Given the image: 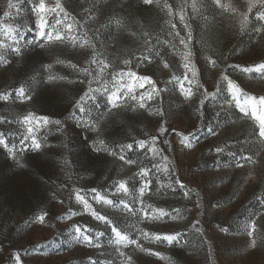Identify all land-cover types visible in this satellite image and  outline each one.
Returning <instances> with one entry per match:
<instances>
[{
  "label": "rangeland",
  "instance_id": "1",
  "mask_svg": "<svg viewBox=\"0 0 264 264\" xmlns=\"http://www.w3.org/2000/svg\"><path fill=\"white\" fill-rule=\"evenodd\" d=\"M62 2L78 18L86 15L83 8L96 5L89 27L97 31L90 32V38L95 39L107 58L119 67L123 66L122 59L130 53L138 54L144 50L145 39L151 38L155 42L156 37H159L162 42L168 38L169 29L165 20L171 18L162 10L164 0H161L160 7L155 4L143 5L141 0ZM201 2H206L208 6L200 16L191 14V0H188L189 7L186 9L190 14L189 23L195 40L193 51L201 73L200 82L209 91H215L220 72L226 69L230 78L246 93L256 97L264 95V80L256 77L255 73L227 68V64L248 67L264 60V34H257L254 29L238 34V29H233L234 21L231 18L214 9L210 0ZM6 3L7 0H0V15ZM167 3L178 10L184 0H167ZM232 3L246 11L245 0H232ZM257 10L253 9L250 14L252 26L257 23ZM13 17L4 23H12L21 31L24 26L35 27L31 4L27 0L18 16L13 10ZM117 20L121 21L119 25ZM174 22L183 35L178 17ZM145 33L149 36H145ZM32 36V32L26 34L27 39ZM159 50L176 73L182 75L183 70L178 67L180 57L170 54L169 49L162 44ZM23 51L22 57H7L11 63L0 67V94L12 93L8 102L0 101V117L5 118V123L0 124V131L18 130L17 125H9L7 120L17 119L32 111L38 116L64 120L66 135L55 132V125L50 126L53 132L47 137L49 146L39 153L29 151L20 156L24 167L14 163L0 147V264H14L11 257L16 252L20 253L23 264H89V256L105 264H120L114 246L109 244L112 237L110 229L83 211L82 205L75 200L73 189L84 190V194L90 188H98L109 198L118 201L124 198L122 194L112 196L105 190L116 181L126 180L130 191L138 195L140 181L133 178V174L141 166L151 168L154 162L151 153H147L146 159L147 150L134 147L125 154L136 163L124 164L107 153L94 152L91 143L97 139V134L77 126L76 120L66 119L72 111V102L83 94L87 85L70 83L81 77L67 64H57L55 61L59 58L82 67L90 56L89 49H73L70 45L40 49L36 45H25ZM209 54L218 59V68L213 69L207 65L204 56ZM159 60V57H154L152 64L145 61L146 67L135 70L151 75L158 87H164V81L173 73L164 69ZM47 63L53 65L49 72L42 67ZM49 74L67 79L44 83ZM21 84L30 87L33 97L31 101L21 103L15 98L14 89ZM224 87L226 89V84ZM169 89L162 94V101L158 99L150 102L151 110L155 112L156 108L162 107L164 116L150 114L148 110L133 113L114 109L106 119L100 121L99 138L119 152L116 146L120 143H134L135 140L158 136V146L169 157V167L175 170L186 189L181 190L178 185L162 187L157 183V174L153 169L152 185L144 199L146 204L165 208L169 212L173 208H180L183 219L173 221L165 217L163 221L138 222L137 217L116 212L95 201L90 200V203L95 210L114 219L133 239L139 235L138 228L150 233L181 234L180 242L172 246L166 242L140 239L139 243L145 248L161 253L163 258L148 255L130 246L124 251L133 256V264H264V201L258 199L264 196V151L259 149L257 139L252 135V122L240 119L241 114L234 104L230 108L225 105L221 109L227 97L226 90L221 91L215 100L205 102L201 118L196 111L199 96L189 102L177 91L171 90V86ZM99 99L103 104V98ZM87 106L92 107L93 118L105 111L103 107L95 109L90 101ZM160 125L167 128L163 136H159ZM210 128L217 132L216 136L209 133ZM173 129L184 134L194 132L192 142L195 146L192 149L183 148ZM165 139L170 141L172 151H168V146L163 144ZM8 143H18V137H8ZM225 144L229 146L228 149L218 156L215 147ZM228 151L243 152L252 156L257 163L237 169ZM158 175L163 184L167 185L168 179L163 173ZM175 179L176 176H173L172 180ZM186 190H190L188 199L183 197ZM53 193H56L57 199L52 198ZM58 200H63V203H58ZM197 202L199 208L195 206ZM42 211L48 213L46 224L28 223L34 214ZM69 211L80 212V215L72 217V220L56 219ZM252 219L257 220L259 228L256 234L257 246L254 248L250 246V240L241 228ZM195 220L200 221L197 227L203 230V235L192 229L191 224ZM72 224L92 229L90 235L93 237L96 232L103 231V247L96 249L75 244ZM220 227L229 230L223 233ZM205 240L208 243H204Z\"/></svg>",
  "mask_w": 264,
  "mask_h": 264
},
{
  "label": "snow or ice",
  "instance_id": "2",
  "mask_svg": "<svg viewBox=\"0 0 264 264\" xmlns=\"http://www.w3.org/2000/svg\"><path fill=\"white\" fill-rule=\"evenodd\" d=\"M31 4V13L34 16L35 27L30 28L24 26L23 30H19L14 27L12 23H4V21H11L13 17V10H15L18 16L22 10V5L25 0H7L6 7L0 15V67L7 66L11 63V60L7 57L15 56L22 57L24 55L25 45H36L40 49H46L48 47L55 46H71L73 49H89L90 56L84 61V66H78L70 61H64L59 58L55 61L57 64H67V66L76 70L79 77L78 81H69L70 83L79 82L80 84L87 85L86 90L82 95H79L75 99L66 119L76 120L77 126L87 129L91 133L97 134V139L92 140L91 147L94 152L107 153V155L117 158L123 161L124 164L132 165L136 161L128 159L126 152H131L133 148L151 153V159L154 161L151 168L146 166L139 167L138 171L133 174V178H138L140 183L138 186V195L130 191V188L126 180H119L114 182L109 189L105 190L110 192L112 196H119L122 194L124 198L114 200L109 198L108 195L102 193L98 188H90L86 193L82 194L84 190L73 189L75 193V200L83 207V211L91 215V217L99 223L109 228L112 237L109 241L110 245L114 246V251L118 254L120 264H133V256L124 251V249L130 246L134 249H138L151 256L163 258L161 253L152 251L145 248L140 239L146 241L166 242L169 246L174 243H179L181 234L176 233H150L144 229L138 228L139 235L133 239L127 230L120 228L114 219L110 218L107 214H101L95 210L90 203L95 201L97 204H102L115 209L116 212L125 213L133 217H137L138 222L144 221H163L165 217L176 221L183 219L180 208H173L171 212L162 207H155L151 204H146L145 196L148 195L151 185L153 169L157 174V183H160L162 187L172 188L174 185H178L181 190L186 189V185L179 178L174 169L169 167L170 160L167 155L163 154V149L158 146V136H151L150 139L135 140L134 143H120L116 147L119 148V152L115 150V147L110 146L104 139L99 138L101 131L100 121L107 118V115L112 113L114 109H123L125 111H131L133 113L139 110H148L150 114H158L164 116L165 112L162 107L156 108L153 112L150 108V102L162 101V94L171 90L177 91L185 101H192L196 96H199V107L196 111L202 118L203 107L206 101L210 99L215 100L221 91L227 92V97L224 104L221 105V109L227 105L229 108L234 104L235 108L241 114L240 119L250 120L252 122V135L257 139L259 149L264 151V95L259 97L246 93L241 86L226 73V69L220 72L219 79L216 81V90L209 91L203 83L200 82V70L197 67V63L194 58L193 47L195 44L192 26L189 23L190 14L186 9L189 7L188 0H184V3L178 10H174L173 6L164 0L162 10L166 12L167 17L171 19L165 20V24L168 26L167 37L164 41H160L159 37H156L155 42L151 38L143 41L144 50L138 54L135 52L130 53L127 58L122 59V67L112 63L106 56L105 51L102 50V46L98 45L95 39L90 38V32L97 31L89 27V21L93 19V9L96 5L93 4L91 8H83V12L86 14L83 18H78L74 15L69 8L62 2V0H27ZM143 5H156L161 6V0H141ZM211 6L219 10L220 14H226L231 18L233 23V29H238V34H244L249 30H253L257 34H264V0H245L246 11L241 10L232 3V0H210ZM206 2L201 0H191L192 15L200 16L207 7ZM256 12V25L252 26L250 21V14L253 9H257ZM178 17L179 24L183 28V35L181 30L175 23V18ZM207 20V17H204ZM117 25L121 23L120 20L116 21ZM32 32L31 39L26 38V34ZM145 36H149L145 33ZM178 41V44H177ZM163 45L168 48L170 54L178 55L180 57L179 68L183 70L182 75L177 74L176 70L169 61L162 55L159 50V46ZM159 57V64H162L164 69H168L173 74L167 80L164 81V87H158V83L151 75L141 74L135 69L146 67L147 64L153 63V58ZM227 60V56L224 57ZM204 60L207 65L213 69L218 68L219 61L213 58V55L209 54L204 56ZM135 64V68L133 67ZM159 66V65H158ZM43 69L49 72L53 65L51 63L43 64ZM227 68L234 70H240L243 73H255L256 77L264 80V60L259 63H255L248 67H241L239 64H227ZM110 77V80L108 79ZM67 77L56 76L49 74L44 80V83L51 84L57 80H66ZM96 85L93 87V85ZM226 84V89L224 85ZM140 89H144L140 91ZM15 98L21 103L31 101L33 99L30 94V87L21 84L14 89ZM12 93L7 92L0 94V101L8 102ZM100 97L103 98V104L100 102ZM91 102L95 109L103 107L104 112L99 116L93 118L92 107L87 106L88 102ZM5 123V118L0 117V124ZM9 125H17L18 130H8L7 132L0 131V147L4 149L8 157L13 160L19 167H24L21 163L20 156L26 152L39 153L45 147H48L47 137L53 132L52 125H55V132L65 134L66 128L65 122L62 119H52L49 116H38L34 112L29 111L26 114L19 116L17 119H8ZM175 135L179 137V144L186 149H192L195 145L192 140L195 133L184 134L182 132H176L173 129ZM159 136H163L167 132V128L164 125H160ZM209 133L212 136H216L217 132L213 129H209ZM8 137H18V143L9 144ZM163 144L168 146V151H172V145L167 139L163 140ZM228 145L215 147V153L219 156L225 153L228 149ZM228 155L233 157L235 168L242 169L246 164H256L257 161L252 156L245 155L243 152L237 153L235 151H228ZM259 155V152L257 153ZM163 173L164 177L168 179V184L164 185L160 180L159 175ZM176 176L175 180L172 177ZM251 177V174H249ZM114 189V191H112ZM90 194V195H89ZM190 196V190L183 192L184 199H188ZM53 199H57L56 193L52 194ZM71 198V195H70ZM258 199L264 201V196L258 197ZM58 203H63V200H58ZM196 208L200 207L199 202L196 203ZM80 215V212L69 211L64 216H57V220H72V217ZM264 215V214H262ZM47 212H40L34 214L28 221L30 224H46ZM199 220L192 222L191 227L195 232L203 235V230L198 228ZM71 228L74 230L73 242L75 244H81L89 248H102L101 238L104 236L103 231H98L95 236H91L92 229L84 227L78 224H72ZM242 230L246 232L250 246H257L256 234L259 231L258 222L252 219L250 222H246L241 226ZM219 230L223 233L228 232V228L220 227ZM187 243V241H185ZM204 243H208L207 240ZM11 260L14 264H23L20 253L16 252L12 255ZM89 264H105L104 261L98 259H92L89 256ZM114 264V262H109Z\"/></svg>",
  "mask_w": 264,
  "mask_h": 264
}]
</instances>
